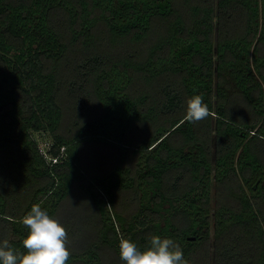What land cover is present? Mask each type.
<instances>
[{
	"label": "trees",
	"instance_id": "trees-1",
	"mask_svg": "<svg viewBox=\"0 0 264 264\" xmlns=\"http://www.w3.org/2000/svg\"><path fill=\"white\" fill-rule=\"evenodd\" d=\"M195 95L212 115L183 121ZM33 204L67 264H125L120 238L151 235L190 264H264V0H0V244L26 251Z\"/></svg>",
	"mask_w": 264,
	"mask_h": 264
},
{
	"label": "clouds",
	"instance_id": "clouds-1",
	"mask_svg": "<svg viewBox=\"0 0 264 264\" xmlns=\"http://www.w3.org/2000/svg\"><path fill=\"white\" fill-rule=\"evenodd\" d=\"M212 115L201 95L187 100L183 121L198 122ZM29 231L22 240L24 252L13 249L7 240L0 244V264H67L71 251L67 247L66 228L33 204L21 221ZM119 256L125 264H190L181 247L171 238L151 235L149 245L141 250L131 239L121 237Z\"/></svg>",
	"mask_w": 264,
	"mask_h": 264
},
{
	"label": "rangeland",
	"instance_id": "rangeland-1",
	"mask_svg": "<svg viewBox=\"0 0 264 264\" xmlns=\"http://www.w3.org/2000/svg\"><path fill=\"white\" fill-rule=\"evenodd\" d=\"M112 107L114 106L115 111L113 110L112 116L110 119H108L105 130L108 135L110 136H116L118 135L120 131V124L122 123V118L124 117L125 114V106L122 104V101L120 98L115 97L111 101ZM36 137L40 141V145L43 148V150L47 151L48 147L51 145L52 139L49 136L48 133L46 132H40L36 134ZM83 155L87 159H92L93 155H98V153L105 154L107 157H110V147L106 144L99 143V144H93L89 143L87 146L83 148ZM114 157V155H113ZM134 208V204L131 203V200L128 199L126 200L125 198L122 201H119L116 204V208L123 212L125 215H129L132 209Z\"/></svg>",
	"mask_w": 264,
	"mask_h": 264
}]
</instances>
